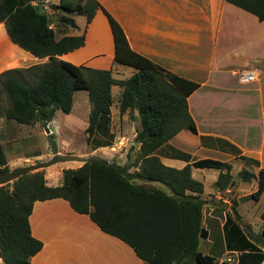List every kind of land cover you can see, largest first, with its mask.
<instances>
[{"label":"crops","instance_id":"1","mask_svg":"<svg viewBox=\"0 0 264 264\" xmlns=\"http://www.w3.org/2000/svg\"><path fill=\"white\" fill-rule=\"evenodd\" d=\"M95 1L120 25L129 49L166 71L197 83L186 97L195 131L179 130L153 154L168 167L178 169L190 164L191 177L202 185L201 225L206 236L198 238L197 245L200 239L204 245L199 252L215 262L227 255H237L235 264H264V245L260 246L249 235L259 232L263 221L260 213L264 210V206L256 204L264 190L257 199L250 196L257 186L258 169L264 167V20L258 21L225 0ZM101 8L94 10L87 24L78 15L83 18L82 27L74 15L71 18L75 26L70 27L56 17L51 20L50 12L47 13L51 26H55L52 28L56 38L83 33V44L58 58L74 65L109 69L113 79L124 80L134 69L113 62L112 36ZM45 60L12 43L0 22V72ZM123 66L128 69L121 78ZM242 71H252L254 80L241 82L238 75ZM119 93L117 85L110 86L107 123L102 126L99 122L88 139L93 150H108L113 141L112 105L118 116L125 115L118 113ZM86 124L82 126L83 132ZM135 129L125 128L127 133L118 136L122 146L128 141L136 146ZM0 145L7 163L9 158L1 142ZM55 153L72 152L55 147L50 155ZM125 154L120 152L106 160L122 164ZM41 157L37 154L24 160L29 164L36 159L43 161ZM242 157L256 160L257 165ZM204 158L229 164L231 178L223 189L213 187L218 169L191 165ZM241 170L252 176L239 179ZM27 222L30 234L41 242L40 249L30 257L31 264H143L129 245L99 230L86 214L73 211L62 198L34 201Z\"/></svg>","mask_w":264,"mask_h":264},{"label":"trees","instance_id":"2","mask_svg":"<svg viewBox=\"0 0 264 264\" xmlns=\"http://www.w3.org/2000/svg\"><path fill=\"white\" fill-rule=\"evenodd\" d=\"M32 1L36 0H0V22L9 40L37 58H46L43 63L0 72V95L4 94L7 101V106L0 107V116L22 124H46L55 110L69 113L73 92L83 89L89 103L84 128L88 139L99 122L102 126L107 123L110 86L117 85L118 113L126 112L137 119L133 138L137 145L130 146L135 153L128 150L122 164L90 156L76 168L62 169L60 184L56 186L45 184L41 170L1 185L2 264H31L30 257L40 249L41 242L30 234L27 217L34 201L50 198H62L73 211L86 214L99 230L129 245L143 264H214L213 258L197 251L198 238L206 236L201 225V183L191 177L190 164L178 169L168 167L153 154L179 130L195 131L186 97L197 83L172 74L129 49L120 25L95 0H55L54 6L60 12L82 14L85 24L94 10L101 8L112 36L113 62L134 71L124 80H115L109 69L59 59L60 54L83 44V33L56 38L50 17ZM225 1L251 13L258 21L264 20V0ZM56 20L75 26L73 19L63 13ZM242 158L257 165L254 159ZM191 165L218 169L214 188L223 189L230 182L226 162L204 158ZM130 168L134 169L129 171ZM7 170L0 145V171ZM251 176L245 170L238 172L241 180ZM147 182L160 183L167 191ZM263 190L264 167L258 169L257 186L250 196L257 199ZM260 218L263 221L259 232L249 235L263 246L264 210Z\"/></svg>","mask_w":264,"mask_h":264},{"label":"rangeland","instance_id":"3","mask_svg":"<svg viewBox=\"0 0 264 264\" xmlns=\"http://www.w3.org/2000/svg\"><path fill=\"white\" fill-rule=\"evenodd\" d=\"M36 2L45 5L46 8L44 11L50 12L49 16L52 17L51 20H53V17H57L59 13H63L69 17L74 15L78 25L80 27L84 26L83 18L78 16H83L82 14H70L64 11L60 12V10L54 6L56 3L55 0H45L44 2H42V0H36ZM53 26L54 25H52V27ZM123 67L125 69L124 74L119 75L121 78L126 76L128 69V67ZM114 90H116V88H113V91ZM112 96L114 104V92ZM114 105H112L113 114L111 115L113 117V121H111V135H114V138L111 145L108 147V150H93V144L88 141L89 138L86 139V134L83 132L82 126L87 120V114L89 110L87 94L83 89L75 90L73 92L71 110L68 114H64L59 110H55L51 121H49L47 124H42L40 122L35 124H22L14 120H5L0 116V142L3 146L6 141L8 142L4 146L6 156L9 158V161L6 163V167L8 170H10L15 167L28 165L24 158L29 160L31 156L37 154H42L41 158H43V161H46L51 157L50 153L55 147L57 149L59 148L60 150L65 149L72 152L61 154H71L82 158H88L90 156H96L104 159L115 158L120 152L126 153L128 150H132L131 154L134 155L135 151L130 148V146H132L130 141H128L126 145L124 144L122 146L121 143H119L120 141H118V136H124L127 133L125 128L131 129V127H138L137 119L135 117H129L126 112L125 115L127 114V117L125 115L118 116L114 109ZM2 106H7V101L4 94L0 95V107ZM45 129H47L48 132H46ZM39 160L40 159H36L34 163L42 162ZM80 164L82 163L74 160L57 162L39 170L43 172L45 184L56 186L60 184V171L62 168H76ZM147 183H150L151 185L160 188L163 191H167L166 187L160 183ZM256 204L260 207L264 206V194L260 199H258ZM203 246V240L200 239L197 245V250L202 252Z\"/></svg>","mask_w":264,"mask_h":264},{"label":"water","instance_id":"4","mask_svg":"<svg viewBox=\"0 0 264 264\" xmlns=\"http://www.w3.org/2000/svg\"><path fill=\"white\" fill-rule=\"evenodd\" d=\"M45 131L48 132L47 129H45ZM134 143L136 144L137 142L135 141ZM88 158H90V157H88ZM88 158H82V157H79L76 155H71V154L55 153V154L51 155V157L46 161H42V162H38V163H34V164H28V165H25L22 167H15V168H12V169L7 170L5 172L0 171V186L13 181L14 179H16L17 177H19L21 175L39 170L43 167H46L48 165H51V164H54L57 162H65V161L74 160V161H78V162L83 163ZM107 162L110 163V161H107Z\"/></svg>","mask_w":264,"mask_h":264},{"label":"built area","instance_id":"5","mask_svg":"<svg viewBox=\"0 0 264 264\" xmlns=\"http://www.w3.org/2000/svg\"><path fill=\"white\" fill-rule=\"evenodd\" d=\"M45 0H42V2H44ZM32 4H36L37 2H31ZM37 5L39 6V8L44 11V9L46 8L44 4H39L37 3ZM46 12V11H45ZM48 13V12H46ZM239 79L241 82L245 83V82H249L254 80L255 76L252 73V71H242L239 73ZM236 262V255H227L226 257H224L222 260H218L216 261L214 264H235Z\"/></svg>","mask_w":264,"mask_h":264}]
</instances>
